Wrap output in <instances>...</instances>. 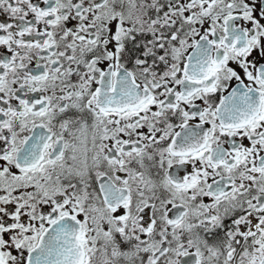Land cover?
Returning <instances> with one entry per match:
<instances>
[{
	"label": "snow or ice",
	"instance_id": "6c2138e0",
	"mask_svg": "<svg viewBox=\"0 0 264 264\" xmlns=\"http://www.w3.org/2000/svg\"><path fill=\"white\" fill-rule=\"evenodd\" d=\"M0 264H264V0H0Z\"/></svg>",
	"mask_w": 264,
	"mask_h": 264
}]
</instances>
